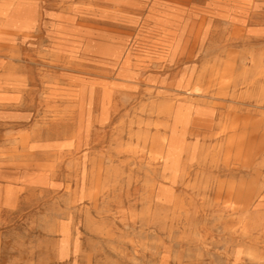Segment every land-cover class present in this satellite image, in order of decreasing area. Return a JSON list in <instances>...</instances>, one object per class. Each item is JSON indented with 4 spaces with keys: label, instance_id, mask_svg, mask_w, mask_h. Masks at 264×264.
I'll list each match as a JSON object with an SVG mask.
<instances>
[{
    "label": "rangeland",
    "instance_id": "obj_1",
    "mask_svg": "<svg viewBox=\"0 0 264 264\" xmlns=\"http://www.w3.org/2000/svg\"><path fill=\"white\" fill-rule=\"evenodd\" d=\"M161 1L0 0V264H264V0L239 14L246 43L221 15L196 34L189 13L161 28L174 14ZM215 68L223 78L185 99L180 85ZM171 101L227 133L189 126L172 165ZM249 191L252 209H232Z\"/></svg>",
    "mask_w": 264,
    "mask_h": 264
},
{
    "label": "bare ground",
    "instance_id": "obj_2",
    "mask_svg": "<svg viewBox=\"0 0 264 264\" xmlns=\"http://www.w3.org/2000/svg\"><path fill=\"white\" fill-rule=\"evenodd\" d=\"M196 1H201V0H196ZM205 1V0H204ZM207 4H208V9L205 10H200L194 6H192V2H194V0H163L161 1V5L163 6H171L174 14H170L168 17L167 16H163L161 18H159L158 20V24L160 25L161 28L164 27H179L180 24L183 23V19H185V17L187 18V14H191L192 17V24L193 26L195 25L196 28H194L195 30V34L200 31L204 25H206L207 20L210 21L211 18H213L214 16L218 15V16H222L227 18V20L230 22V30L233 33V37H229V39H227L228 41H231V39H234L235 41H242V42H247V41H252L250 40V38H248L249 34L247 33V25H248V20L247 17L244 15H239L240 13H242V9H244L245 5H249V1L250 0H206ZM259 1V0H258ZM13 2V1H12ZM27 2V1H26ZM91 2V1H90ZM7 3V2H6ZM16 3V2H15ZM32 3V2H30ZM2 4V3H1ZM5 4V2H4ZM33 4V3H32ZM100 4V3H97ZM11 5V4H10ZM19 5V4H18ZM28 5H30L28 3ZM64 5H66L64 3ZM102 5V4H101ZM4 6V5H3ZM2 6V7H3ZM25 6V5H24ZM34 6V5H33ZM72 6V5H71ZM70 6V7H71ZM95 6V5H93ZM92 6V7H93ZM108 6V5H107ZM111 6V5H110ZM113 6V5H112ZM261 6V5H260ZM259 6V8H260ZM264 6V5H263ZM61 7V6H60ZM76 7V6H74ZM98 7V6H97ZM251 7V6H250ZM4 8V7H3ZM12 8V7H10ZM27 8V7H26ZM65 8V7H64ZM73 8V7H72ZM263 8V7H262ZM5 9V8H4ZM9 10V8H7ZM30 9V8H29ZM78 9V8H77ZM91 9V8H90ZM116 9V8H115ZM122 9V8H120ZM149 9V8H148ZM1 10V9H0ZM66 10V9H65ZM70 10V9H69ZM68 10V11H69ZM95 10V9H94ZM100 10V8H99ZM103 10V9H102ZM175 10V11H174ZM4 11V10H3ZM10 11V10H9ZM8 11V12H9ZM34 11V9H33ZM60 11V10H58ZM67 11V10H66ZM72 10H70L71 12ZM85 11V10H84ZM89 11V10H88ZM105 11V10H104ZM252 11V10H251ZM95 12V11H94ZM129 12V10H128ZM33 13V12H32ZM90 13V12H89ZM116 13V12H115ZM251 13V12H250ZM91 14V13H90ZM93 14V13H92ZM97 14V12H96ZM101 14V13H100ZM143 14V13H142ZM149 14V13H148ZM32 15V14H31ZM73 15V14H72ZM82 15V14H81ZM88 15V14H87ZM95 16V14H93ZM121 15V14H120ZM135 15V14H134ZM258 15V14H257ZM84 16V15H82ZM113 16V15H112ZM145 16V15H144ZM143 16V18H144ZM254 16V15H253ZM106 17V16H105ZM111 17V16H110ZM116 17V16H115ZM134 17V16H133ZM136 17V16H135ZM16 18V17H15ZM101 18V17H100ZM117 18V17H116ZM91 19V18H90ZM256 19V18H253ZM259 19V18H258ZM126 20H128L126 18ZM252 20V19H251ZM42 21V20H41ZM83 21V20H82ZM103 21V20H102ZM120 21V19H119ZM153 21V20H152ZM189 21V19H188ZM201 21V22H199ZM76 22V21H75ZM84 22V21H83ZM107 22V21H106ZM121 22V21H120ZM132 22V21H131ZM138 22V21H137ZM149 22V21H148ZM253 22V21H252ZM258 22V21H257ZM82 23V22H81ZM109 23V22H108ZM116 23V22H115ZM44 24V23H43ZM57 24V23H56ZM136 24V23H135ZM190 24V22H189ZM189 24H188V28H189ZM253 24V23H252ZM61 25V24H59ZM120 25V24H119ZM251 25V24H249ZM104 26V25H102ZM126 26V25H125ZM184 26V25H183ZM187 26V24H186ZM254 26V24H253ZM42 27V26H41ZM132 27V26H131ZM182 27V26H181ZM185 27V26H184ZM113 28V27H112ZM120 28V27H119ZM61 29V28H60ZM68 29V28H67ZM91 29V28H89ZM42 30V29H41ZM10 33L9 31L5 34ZM65 33V31H64ZM77 33V32H76ZM85 33V32H84ZM91 33V32H90ZM99 33V32H97ZM105 33V32H104ZM103 33V34H104ZM191 33V32H190ZM71 35V33H69ZM68 34V35H69ZM92 34V33H91ZM116 34V33H115ZM118 34V33H117ZM74 35V34H73ZM101 35V34H100ZM122 35V34H121ZM124 35V34H123ZM132 35V34H131ZM189 35V34H188ZM63 36V35H62ZM81 36V35H80ZM84 36V35H83ZM91 36V35H90ZM102 36V35H101ZM64 37V36H63ZM74 37V36H73ZM75 38V37H74ZM113 38V37H112ZM122 38V36H121ZM38 39V38H37ZM80 39V37H79ZM186 39V38H185ZM83 40V39H82ZM109 40V39H108ZM119 40V39H117ZM187 40V39H186ZM189 40V39H188ZM7 41V40H6ZM43 42V41H42ZM110 42V41H109ZM150 42V41H149ZM184 42V41H183ZM254 42V41H253ZM3 43V42H2ZM9 43V41H8ZM7 43V44H8ZM17 43V42H16ZM89 43V42H88ZM176 43V42H175ZM174 43V44H175ZM91 44V43H90ZM9 45V44H8ZM92 45V44H91ZM96 45V44H95ZM130 45V44H129ZM11 46V44H10ZM41 46V45H40ZM86 46V45H85ZM94 46V45H93ZM97 46V45H96ZM115 46V45H114ZM127 46V45H126ZM9 47V46H8ZM25 47V46H23ZM123 47V46H122ZM173 47V46H172ZM177 47V46H176ZM3 48V47H2ZM26 48V47H25ZM41 48V47H39ZM124 48V47H123ZM7 49V48H6ZM10 49V47L8 48ZM92 49V48H91ZM102 49V48H101ZM117 49V48H116ZM119 49V48H118ZM125 49V48H124ZM131 49V48H130ZM188 49V48H187ZM23 50V49H22ZM37 50V49H36ZM103 50V49H102ZM1 51V50H0ZM44 51V50H43ZM173 51V50H172ZM23 52V51H22ZM31 52V51H30ZM167 52V51H166ZM6 53V52H5ZM37 53V52H36ZM85 53V52H83ZM88 53V50H87ZM123 53V52H122ZM131 53V52H130ZM134 53V52H133ZM8 54V53H7ZM33 54V53H32ZM81 54V53H80ZM105 54V53H104ZM171 54V53H170ZM20 55V54H19ZM16 54V56H19ZM36 55V54H35ZM107 55V52H106ZM110 55V54H109ZM12 56V55H11ZM15 56V55H14ZM12 56V57H14ZM42 56V55H40ZM86 56V55H85ZM105 56V55H104ZM173 56V55H172ZM20 57V56H19ZM48 57H51L48 55ZM64 57V55H63ZM110 57V56H109ZM53 58V57H52ZM60 58V57H59ZM58 58V60H59ZM67 58V57H66ZM44 59V58H43ZM47 59V58H46ZM49 59V58H48ZM112 59V58H111ZM114 59V57H113ZM121 59V58H120ZM178 59V58H177ZM19 60V59H18ZM45 60V59H44ZM51 60V59H50ZM67 60V59H66ZM55 61V60H54ZM68 61V60H67ZM66 61V62H67ZM118 61V60H116ZM177 61V60H176ZM25 62V61H24ZM49 62V61H48ZM179 62V61H178ZM184 62V61H183ZM7 63V62H6ZM53 63V62H52ZM103 63V62H102ZM15 64V63H14ZM13 64V65H14ZM19 64V61H18ZM23 64V63H22ZM118 64V63H117ZM176 64V63H175ZM17 64H15L16 66ZM38 65V64H37ZM162 65V64H161ZM41 66V65H40ZM47 66V65H46ZM62 66V65H61ZM66 67V65H64ZM132 66V65H131ZM148 66V65H147ZM7 67V66H6ZM45 67V66H44ZM53 67V66H52ZM23 68V67H22ZM68 68V67H66ZM212 68V67H211ZM5 69V68H4ZM55 69V68H54ZM65 69V68H64ZM156 69V68H155ZM255 69V70H254ZM254 71H252V76L254 77L253 80H257L258 78H260V74H261V70L260 67L255 66L254 67ZM25 70V69H24ZM210 70V67H209ZM14 71V70H13ZM16 71V70H15ZM18 71V70H17ZM26 71V70H25ZM39 71V70H37ZM95 71V70H94ZM52 72V71H51ZM57 72V71H55ZM110 72V71H109ZM209 72V71H208ZM93 73V72H91ZM153 73V72H152ZM156 73V72H154ZM153 73V74H154ZM24 74V73H22ZM84 74V72H83ZM95 74V73H94ZM99 73H97L98 75ZM101 74V73H100ZM150 74V73H149ZM25 75V74H24ZM31 75V74H30ZM7 76V75H6ZM5 76V77H6ZM42 76V75H41ZM40 76V77H41ZM150 76H152L150 74ZM258 76V77H255ZM4 77V76H3ZM10 77V76H8ZM21 78V76H18ZM23 77V76H22ZM109 77V76H108ZM33 78V77H31ZM148 78V77H147ZM151 78V77H150ZM223 78V72L220 68H215L212 69L210 74H207L205 72L201 73L198 77V79L196 80V82L193 85H190V83L187 84V82L184 84L180 85L179 91L183 92L186 94V98L187 100L191 99V97L197 96L199 98H201L202 96H205V94L207 93L204 85L206 84V82L211 81L214 82L215 84H217L221 79ZM3 79V78H2ZM37 79V78H36ZM42 79V78H41ZM50 78H48L49 80ZM47 80V81H48ZM58 80V79H56ZM119 80V79H118ZM150 80V79H149ZM14 81V80H13ZM38 81V80H37ZM51 81V80H50ZM184 81V80H183ZM53 82V81H52ZM63 82V81H62ZM142 83V82H141ZM30 84V83H29ZM66 84V82H65ZM144 84V83H143ZM33 85V84H31ZM35 85V84H34ZM43 85V84H42ZM70 85V84H68ZM75 85V84H74ZM149 85V84H148ZM179 85V84H178ZM36 86V85H35ZM80 86V85H79ZM86 86V85H85ZM25 88V87H24ZM44 88V87H43ZM88 88V87H87ZM98 88V87H97ZM108 88V87H107ZM41 89V88H40ZM138 88H136L137 90ZM46 90V89H45ZM97 90V89H96ZM44 91V90H43ZM125 91V90H124ZM79 92V90H78ZM88 92V91H87ZM123 92V91H122ZM29 93V91H28ZM146 93V92H145ZM22 94V93H21ZM25 94V93H24ZM98 94V92H97ZM16 95V94H15ZM146 95V94H145ZM97 96V95H96ZM40 97H42L40 95ZM39 98V97H38ZM20 99V98H19ZM40 99V98H39ZM93 99V98H92ZM16 100V99H15ZM31 100V99H30ZM36 100V99H35ZM54 100V99H53ZM116 100V99H115ZM66 101V100H65ZM71 101V100H70ZM88 101V100H87ZM113 101V100H112ZM11 102V101H10ZM17 102V101H15ZM24 102V101H23ZM46 102V101H45ZM90 102V101H89ZM92 102V101H91ZM168 102V101H167ZM3 103V102H2ZM1 103V104H2ZM32 103V102H31ZM63 103V102H62ZM61 103V104H62ZM99 103V102H98ZM120 103V102H119ZM164 103V102H163ZM68 104V103H66ZM34 105V103H33ZM31 104V106H33ZM37 105V104H36ZM54 105V104H53ZM5 106V105H3ZM90 106V105H89ZM6 107V106H5ZM28 107V106H26ZM68 107V106H67ZM144 107V106H143ZM89 108V107H88ZM145 108V107H144ZM190 107L187 105H180L179 103H177V101H171L169 104L165 105V107L163 108V112L165 114H167V116H169V118H171L172 120V126H171V134H172V139H167L165 138L163 140L164 143V147L168 146L167 148H165V151L162 155L163 159L165 158L167 161H169L172 165L177 164V162H179V158H180V154H181V150H178L177 145L179 144V142L181 141L182 137H184L186 135V129L189 126H193V130L189 133L190 136L193 137H198L199 135H201L202 133L205 134L207 133V135H205L204 137H207L208 139L212 140L213 138H223V136L227 133V128L224 126L223 129L220 132H216L213 135L210 133L211 131H213L214 129H216L215 127H217V124H215L213 122V117L214 114L211 112H206L204 114H202L201 116H199V118H196L195 121H191L188 118V115L190 113ZM1 109V106H0ZM7 109V108H6ZM9 109V108H8ZM12 109V108H11ZM20 109V107H19ZM66 109V108H65ZM36 110V109H35ZM201 110V109H200ZM23 111V109H22ZM28 111V110H27ZM47 111V110H46ZM57 111V110H56ZM91 111V110H90ZM144 111H146V108L144 109ZM33 112V111H32ZM35 112V111H34ZM53 112V111H52ZM51 112V113H52ZM41 113V112H40ZM57 113V112H56ZM59 113V112H58ZM144 113V112H143ZM13 114V113H12ZM42 115V114H41ZM62 115V114H61ZM34 116V115H33ZM57 116V115H56ZM195 116V115H194ZM43 117V116H42ZM48 117V116H47ZM55 117V116H54ZM18 118V117H17ZM65 118V117H64ZM52 119V118H51ZM54 119V118H53ZM60 119V118H59ZM58 119V120H59ZM64 120V119H63ZM140 120V119H139ZM147 120V119H146ZM81 121V120H80ZM13 122H17V121H13ZM21 122V121H20ZM37 122V121H36ZM32 123V122H30ZM48 123V122H47ZM51 123V122H50ZM80 123V122H79ZM15 124V123H14ZM26 124V123H25ZM56 124V123H55ZM62 125V124H61ZM60 125V126H61ZM67 125V124H66ZM71 125V124H70ZM138 125V124H137ZM25 126V125H24ZM49 126V125H48ZM84 126V125H83ZM140 126V125H138ZM156 126V124H155ZM4 127V126H3ZM8 127V126H7ZM15 128V126H13ZM17 127V126H16ZM70 126H67V128ZM75 127V126H74ZM154 127V126H152ZM130 128V125H129ZM135 128V127H134ZM143 128V127H142ZM5 129V128H4ZM40 129V128H39ZM42 129V128H41ZM45 129V128H44ZM55 129V128H54ZM130 130V129H129ZM44 131V130H43ZM47 131V129H46ZM56 131V129H55ZM92 131V130H91ZM90 132V131H89ZM152 132V131H151ZM205 132V133H204ZM54 133V132H53ZM155 133V132H154ZM153 133V135H154ZM165 133V132H164ZM163 133V134H164ZM41 134V133H40ZM74 134V133H73ZM147 134V133H146ZM162 134V133H161ZM51 135V134H50ZM157 135V133H156ZM84 136V135H83ZM147 136V135H146ZM31 137V136H30ZM74 137V136H73ZM78 137V136H76ZM89 137V136H88ZM161 137V136H160ZM203 137V136H202ZM9 138V137H8ZM15 138V137H14ZM13 138V139H14ZM47 138V137H46ZM49 139V138H47ZM58 139V138H57ZM64 139V138H63ZM84 139V138H83ZM76 140V139H75ZM5 141V140H4ZM13 141V140H12ZM61 141V140H60ZM67 141V140H66ZM28 142V139L26 137H24L22 139V143L24 145H26ZM30 142V141H29ZM157 142V141H156ZM85 143V141H84ZM235 146L237 147V156H239V159L242 160V162L245 163V160L247 158L246 155L241 154L242 152V148L243 146L239 143H236ZM1 147V146H0ZM8 147V146H7ZM77 147V146H76ZM14 148V147H13ZM153 148V147H152ZM135 149V148H134ZM15 150V149H14ZM17 150V149H16ZM75 150V149H74ZM198 150V149H197ZM50 152V151H49ZM57 152V151H56ZM148 152V151H147ZM130 153V152H129ZM148 154H150L148 152ZM22 155V154H21ZM32 156V155H31ZM52 156V155H51ZM135 156V155H134ZM149 156V155H147ZM36 157V156H35ZM39 157V156H38ZM45 157V156H43ZM42 157V158H43ZM49 157V156H48ZM47 157V158H48ZM41 159V158H40ZM135 159V158H133ZM132 160V159H131ZM199 160V159H198ZM7 161V160H6ZM16 161V160H15ZM23 161V160H22ZM45 161V160H44ZM30 162V160L28 161ZM35 162V161H34ZM131 162V161H130ZM24 163V162H22ZM32 163V162H30ZM38 163V162H37ZM56 163V162H55ZM145 163V162H144ZM152 163V161L150 162ZM198 163V162H197ZM33 164V163H32ZM147 164V163H146ZM153 164V163H152ZM185 164V163H184ZM26 165V164H25ZM13 166V165H12ZM11 166V167H12ZM18 166V165H17ZM199 166V165H198ZM27 167V166H26ZM36 167V164L35 166ZM52 167V165H51ZM54 167V166H53ZM15 168V167H14ZM24 168V167H23ZM190 169V168H189ZM188 169V170H189ZM194 169V168H193ZM149 170V169H148ZM192 171V170H191ZM190 171V172H191ZM153 172V171H151ZM187 174V172H186ZM155 180V179H154ZM93 181V179L91 180ZM153 181V179H152ZM94 183V182H93ZM92 185V184H91ZM153 189V188H152ZM252 193L249 192H245V193H239L237 196H235L234 198H232V202H231V206L232 209L236 210V211H250L252 209V206L254 205L255 202V197L256 195H251ZM152 199V198H151ZM179 199V198H178ZM153 199L151 200L152 203ZM185 201V200H184ZM182 202V201H181ZM150 203V202H149ZM174 204V203H173ZM179 205V204H178ZM183 205V204H182ZM181 205V206H182ZM174 206V205H173ZM187 208V207H186ZM151 209V208H150ZM179 210L181 209L180 207L178 208ZM231 209V210H232ZM184 210V209H183ZM233 210V211H234ZM182 211V210H180ZM182 213V212H180ZM238 213V212H237ZM247 218V217H246ZM244 221V220H243ZM241 223V222H240ZM244 224V223H243ZM242 225V223H241ZM248 225V224H247ZM246 234V233H245Z\"/></svg>",
    "mask_w": 264,
    "mask_h": 264
}]
</instances>
